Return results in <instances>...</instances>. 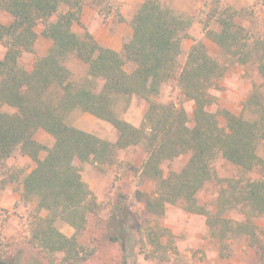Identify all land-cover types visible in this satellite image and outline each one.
<instances>
[{
  "label": "trees",
  "instance_id": "obj_1",
  "mask_svg": "<svg viewBox=\"0 0 264 264\" xmlns=\"http://www.w3.org/2000/svg\"><path fill=\"white\" fill-rule=\"evenodd\" d=\"M86 1L0 0V11L13 17L7 24L0 22V41L7 47L0 58V190L11 179L5 176V166L17 150L36 162L22 179L23 197L35 201L37 212L28 243L48 264L86 262L96 249L81 243L80 234L99 204L83 179L84 164L113 163L119 150L131 146L144 149L142 173L156 183L145 199L146 213L155 222L141 225L127 197L118 195L107 220L113 228L109 241L121 249L116 264H139V254L168 264L160 251L167 228L159 219L169 204L180 203L186 211L206 215L212 236L220 242L236 236L252 246L259 242L255 219L264 216V158L257 147L264 143V103L249 99L248 105L256 106L250 117L223 109L226 125L209 107L216 100L212 89L232 64L253 65L264 79V33L256 34L245 25L243 9L213 7L204 21L206 35L221 49L226 63L202 41L193 44L183 59L182 41L189 35L192 17L162 0H144L133 17L131 37L117 51L100 44L90 32L81 37L74 30L81 24ZM40 23L43 29L38 32ZM211 23L217 29L210 28ZM39 35L53 43L30 71L20 57L34 50ZM71 57L86 65L83 77L77 78L68 67ZM173 82L194 102L192 117L183 105L154 100L165 84ZM134 96L148 101L139 126L122 116ZM76 110L110 122L118 131L117 140L76 127L72 123ZM39 129L54 137L52 147L35 138ZM44 150L47 154L41 158ZM185 153L190 158L184 167L164 176L162 164ZM220 156L237 166L241 176L222 179L226 183L218 211L212 213L199 204L197 194L218 178L213 163ZM256 170L261 176L251 178ZM234 209L244 214L242 220L224 216ZM61 222L75 233L65 234ZM20 256L0 252V264H22ZM251 264H264V257Z\"/></svg>",
  "mask_w": 264,
  "mask_h": 264
},
{
  "label": "rangeland",
  "instance_id": "obj_2",
  "mask_svg": "<svg viewBox=\"0 0 264 264\" xmlns=\"http://www.w3.org/2000/svg\"><path fill=\"white\" fill-rule=\"evenodd\" d=\"M143 1L87 0L81 24H76L74 30L81 37L86 32H90L102 45L106 41L119 46L121 40L125 43L133 32V17ZM162 1L193 19L189 35L182 41L183 59L186 58L193 44L202 41L213 56L220 62L226 63V56L206 35L204 21L213 7L233 6L238 10L243 9L246 17L245 25L256 34L264 33V0ZM12 19L10 13L0 11L1 23L7 24ZM210 28L217 29V25L211 23ZM42 29L43 23H40L37 31L41 32ZM52 43L50 38L39 35L34 50L22 53L20 63L31 71L36 58L45 55ZM6 50V44L0 41V58L4 56ZM67 65L77 78L83 77L86 73V65L75 57L68 59ZM212 93L216 96V100L209 109L217 113L220 121L226 125L223 109L250 117L256 106H249V99H261L264 103V79L253 65L232 64L217 86L212 89ZM154 100L183 105L189 116L193 115L194 102L181 93L176 82L165 84ZM147 108L148 101L134 96L122 116L135 126H139ZM3 109L10 110L8 107ZM72 123L105 140L115 142L118 138V131L110 122L82 110H76L73 113ZM35 138L46 147H52L54 144V137L43 129L36 132ZM257 152L264 158L263 142L258 144ZM46 154L47 150H44L40 157L44 158ZM145 158L146 152L141 146H131L119 150L113 163L87 162L84 164L83 179L94 192L99 209L97 213L88 215L87 228L80 234L81 243L96 249L83 264H116L121 259L120 245L109 241V234L113 228L107 225L111 206L119 194L122 193L127 197L128 202L136 210L137 220L141 225L144 226L146 222L152 224L155 222L154 218L146 213L145 199L155 190L156 183L142 173ZM189 158L190 154L185 153L164 162L162 164L164 176H167L171 170H181ZM35 166L36 162L31 157L17 150L5 166V176L11 179L8 185L0 190V199L1 195L6 193L7 202L13 203L12 208L3 207L0 203V252L10 251L13 254H20L22 264H48L28 243L30 225L37 212L35 201L23 197L22 179ZM213 166L218 178L209 181L198 192L197 200L207 210L216 213L219 193L226 183L222 179L239 178L241 175L237 166L221 156L214 161ZM249 176L259 178L261 173L256 170ZM42 213L45 214V212ZM224 216L234 221L244 218V214L238 209L226 212ZM159 223L167 228V233L161 238L160 251L166 255L167 260L169 259L168 264H251L264 257V216L255 219L260 241L255 242L253 246L246 239L238 236L220 242L218 238L212 236L206 215L186 211L180 203L167 205L166 212L159 219ZM59 227L68 236L75 233V229L66 222L59 223ZM130 228L134 227L130 226ZM135 239L134 235L133 240ZM137 263L157 264V261L145 258V254H139Z\"/></svg>",
  "mask_w": 264,
  "mask_h": 264
},
{
  "label": "crops",
  "instance_id": "obj_3",
  "mask_svg": "<svg viewBox=\"0 0 264 264\" xmlns=\"http://www.w3.org/2000/svg\"><path fill=\"white\" fill-rule=\"evenodd\" d=\"M132 33H131V35H132ZM131 35L129 36V38L131 37ZM123 43L124 42L121 40L119 46H117V45H113L111 42H106L105 41V42H103V45L106 46V47L113 48V49H115L117 51H121L122 48H123ZM7 197L8 196H7L6 193H3V195H1V199H0L1 206L6 207V208H12L13 203L12 202L11 203H8L7 200H6Z\"/></svg>",
  "mask_w": 264,
  "mask_h": 264
}]
</instances>
